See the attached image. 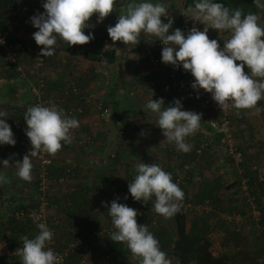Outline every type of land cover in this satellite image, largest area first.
Returning <instances> with one entry per match:
<instances>
[{
  "label": "rangeland",
  "instance_id": "rangeland-1",
  "mask_svg": "<svg viewBox=\"0 0 264 264\" xmlns=\"http://www.w3.org/2000/svg\"><path fill=\"white\" fill-rule=\"evenodd\" d=\"M120 1L121 0H116V6L111 19L112 26L115 25L118 19V15H120L122 12V3L126 4L124 0H122V2ZM128 1L132 2V0ZM171 1V3L174 5L173 9H175V11L178 10V7H180L181 9V0ZM44 2L45 0H17V5L12 7V12L10 13L9 17L4 20L5 23L2 31L8 34V36L10 35L12 36V38L17 39V43L19 45L18 47L22 48L23 52L20 53L18 59V65L20 68L19 70H16L14 64L7 63L0 53V108L4 107L5 105L10 106V108L16 106L19 108L21 107L23 109V112H15V110L14 112H11L8 110V115L10 116L9 120L5 117H0V119L5 120L10 125V127L13 121H25V105H28L29 103L31 105L29 95H25L26 100L21 102L23 104L20 105L19 100L21 98L16 96L13 99L6 94H2V91L5 89L9 91L8 88L10 86L14 87V91L16 89L15 86H19L17 87L19 90H17L26 94L28 83H26V87L25 85L22 86L19 84L21 79L18 80L16 78L19 77L18 72H21L22 76L20 77H28L30 82H33L35 77L37 76L43 77L45 80V87H48V89H50V87L58 88L66 83H73L74 85H76V92L68 97L67 95L51 96L49 93L45 97L48 101L49 107L55 105L57 108L62 106L74 108L75 111L71 117H74L79 121V127L71 130V143L65 144L62 142V148L55 157L57 161L54 160L53 157L47 156L50 162L46 167L47 187L44 194L46 199L45 212L42 220L32 221L34 225L33 228L35 230L33 232L30 231L31 237L34 238L39 232L37 223H45L46 226L53 232V240L59 249H62L64 251L68 243H75L73 249H77V256L75 258L76 264H115V260L113 263L111 256L105 254L102 251V247L105 241L104 239L107 233L117 231L112 224V219L108 215L107 210V207H110V203L113 200V195L117 194L116 189H113L109 183V177H111V175L115 176V174H119L120 180L122 181V179H124L127 174L126 172L134 173L136 171V163L141 162L158 164L164 170L167 165H171L170 168L175 174L174 177H177L179 184L181 183V185L184 187L185 193L188 197L186 199H188L193 205L197 204V207L192 206L190 209H186L188 220L194 213H199V215L203 214L204 217H207L210 214L209 207H212V205L215 203V201L212 200V196L195 194L197 191L195 192L194 188L199 187L203 182H207V186L210 187L211 179L208 175L209 173H207V171L204 172V169L200 168L201 162L199 160V157L197 156V152H195V154L193 155H187L189 157L188 158L183 152H181V150L177 148L175 143L173 145H169L165 142H162L157 148V145H152L151 142L146 143V140L144 139L146 131H143V125L140 115L145 116L148 112L155 113L146 108V103L149 99L148 95H151L152 97V93H155L153 95V99L162 98L163 100H165L168 96L170 97L169 88L167 91H160L162 89L157 88L155 92L151 91V89H146L145 81L148 79L146 73H148L149 68L142 60L137 57V53L143 47L155 48L154 41L156 38L142 32L139 37L140 42L135 46H127L120 41H117L115 42V44H113L110 39L107 41L106 47H112L116 50L117 56L115 62L112 65H106L105 63L96 62L95 66H92L90 64L93 63V61L89 60V57L85 58L80 55H72L66 49V46L68 44L57 37V45L55 46L54 55L42 57V64L39 66L35 64V57L40 54V49L43 46H38L32 36L35 31H38V29L32 26L30 17L35 15L36 12H38V9H42L41 13L44 12V9L42 7V4ZM135 2L142 3L147 2V0H135ZM258 3L259 8L261 10H264V0H258ZM124 6L126 7V5ZM262 13H264V11ZM171 14L174 15V12H172ZM161 19L164 20L165 23L167 22L164 17H162ZM181 24H183V22H181ZM258 24L261 27H264V18L260 19L258 21ZM187 25L188 27H184L182 25L181 28L184 29L186 35L194 26L200 31H203L204 29V25L202 23L198 21L194 22L192 19L188 21ZM179 26L180 25H177L176 28H178ZM174 28V25H172L170 29ZM211 30L219 33V36L218 34L216 35V40L218 41L220 47L223 48V43L221 42L226 39V35L230 36L231 33L209 28L207 31L209 39H211V37L208 33H210ZM171 33L172 32H169V34ZM153 51L156 54H161L162 48L157 47ZM236 63L241 62L237 61ZM117 66L120 68V77L123 78V86L126 87V89H124L127 93L124 96H118V98H120V102L124 103L129 99L134 105L132 108V112H128V126L133 127V124L136 123L137 128L133 127L130 134L127 131H116L115 126L111 123L110 118L111 100H109L108 97L110 86L108 83L111 81L110 77H112V75H115L113 73H115V71L117 70ZM158 71L159 73H161L162 79H165L166 76L164 73V69H160ZM244 71L247 73L249 70H246L244 67ZM8 72H12L13 75L8 76ZM113 77H116V80L118 79L117 76ZM48 81H52L53 84H50L51 86H48ZM115 85L112 83V88H115ZM170 86L172 92L178 91V95L172 97L171 103L174 101V99H179L181 101V88L177 90V85H169V87ZM191 93V96L186 99V103L181 102V110H191L201 114L202 120L200 122L201 126L199 127V129L201 130L202 134L209 131L205 128L206 123L214 113L216 115L224 113L231 124L233 141L236 145V148L241 153V159L239 161H236L230 152L223 149V145H219L217 147L213 144V142H211V144H209V142H206L209 138H211V136L209 135L210 132L205 134L204 136L200 134H192L191 136L198 138L202 136V139L200 138L199 140L198 148H216V150L222 154L223 158L226 159V162L223 165L213 163L212 167H214V170H216V178L218 177L221 180L222 184L228 179H233L229 183L234 182L235 179L239 180L240 176H243V170L241 168V162L243 159L244 161H246L245 163L250 166V169H252L251 167H256L257 171H259L260 173L263 171L261 175L264 177V153L253 154L252 151L254 149L251 148L253 144L243 147L242 142H240L241 134H244L247 139H250L252 141L254 137L255 139H259L260 137L264 139V111L261 109L262 105L257 103L256 108L240 110L230 107L228 110L222 111L216 102H214L215 107L211 108L210 106L206 107L201 103H196V105L194 103L192 104V101H194V97L192 96H194L195 94L193 91H191ZM98 102H100L101 104H99V106L108 107V118H106L107 116H100L97 104ZM167 105H165L164 107H167ZM257 108L260 109V111H257ZM246 125H249L250 130L246 128ZM254 125H256L257 127L256 130L253 129ZM87 131H90V137H88L89 135ZM94 131H96V134H94ZM253 132H255L256 134H254ZM120 134L127 136L129 142H133L132 146L126 148V143L124 142V139L120 137ZM249 135H251V137ZM205 142L207 144H205ZM194 145L196 144L194 143ZM8 147L10 149L12 148L11 145H8ZM131 148L138 149V152L135 154L137 156H135L133 160L132 158L125 160L127 157H131ZM149 148H152L154 150H150ZM127 149L129 151H127ZM115 150H120L122 153L120 156V160L118 161V163L116 162L112 168L111 158L113 156L109 155L110 157H107V154ZM127 152L130 153L128 154ZM211 153H213V151ZM251 158L252 160H250ZM31 160L33 164L32 172H35V170L37 169V167H35V160L32 157ZM53 161L55 163H53ZM248 161L251 162L249 163ZM123 163L127 165L125 166ZM59 166H64V169L61 172H58V170L55 169V167ZM126 167L127 170L125 169ZM13 168L16 167L13 166ZM187 168H193L196 171L198 170V172H193L191 174H189V172L186 173ZM57 173L62 174H59L54 179L55 176H53V174ZM211 173H213V171ZM90 174H95V177L97 176L96 182L95 180L92 179L91 181V179L88 178L85 181L89 182V187L88 184L82 185V178ZM6 175L10 174L6 173ZM78 175H81V180L78 179ZM9 183L10 182L0 183V189L2 187H9ZM237 184L238 183H234L233 186L237 187ZM83 186L86 188L84 189ZM30 188L32 190L33 186H30ZM30 188H28V190ZM57 188L59 189L57 190ZM113 190L115 191L113 192ZM25 194L28 195V197H20L23 202L25 200L26 202L28 201L29 205L30 195L28 192H26ZM128 196H130L129 200H123V202L118 203H124L127 206L138 211L139 215L136 217L137 222L139 224L147 225L148 230L158 239L161 250L164 251L167 255V258L171 260V264H177L175 258L169 251V243H167L166 241L169 239V237H173L175 235L172 219L165 218L155 212L154 196L146 202L134 200L129 192ZM213 196L215 197V195ZM220 196L221 195L219 194L217 195V197ZM8 197L10 196H6L2 191H0V215H5L10 212V207L7 203L11 200L7 199ZM239 197L244 202L242 196ZM3 200H6L7 203L3 202ZM102 201L105 203L102 204ZM87 202H89L90 208L95 207L94 210H91L90 208L88 209V211L86 210V215L90 214V222L87 225L83 226V232L76 236L77 239H72L68 234L74 232L72 227L83 225L80 222L81 218H83L81 217V211L82 206ZM97 205H99L98 209ZM16 215L19 216L20 214L16 212ZM98 223L99 227L96 226L98 225ZM242 223L243 220L237 222V224L236 222H234L235 225H239V229L235 230L233 225L231 226L232 231H241L243 234L247 233L251 235L255 233L256 230L255 228H253L252 224L249 225L247 223ZM157 232H160V234ZM161 235L163 236V238L161 237ZM2 241L3 240L0 239V242ZM69 251L71 250H66L64 261L65 258L68 257ZM263 253L264 246L260 251V255H262L261 257H264ZM16 260V256L12 253H0V264H15ZM246 261L248 263L250 262V260ZM256 261L258 262L261 260ZM129 264H132V262ZM188 264L194 263L190 262Z\"/></svg>",
  "mask_w": 264,
  "mask_h": 264
},
{
  "label": "clouds",
  "instance_id": "clouds-1",
  "mask_svg": "<svg viewBox=\"0 0 264 264\" xmlns=\"http://www.w3.org/2000/svg\"><path fill=\"white\" fill-rule=\"evenodd\" d=\"M115 6L116 0H45L42 4L44 12L30 17L32 26L38 29L32 36L38 46H43L39 56L54 55L57 37L70 46L91 42L93 34L84 33V29L90 27V18L95 14L100 22L114 12ZM168 8L169 5L164 3H136L132 0L122 8L115 25L107 27L108 36L113 44L120 41L127 46L137 45L142 32L155 37L165 45L161 52L162 62L182 65L194 77L191 87L211 93L222 111L230 107L237 110L256 108L258 101L264 98V27L258 24L259 17L252 13L245 15L239 8L230 10L213 0H198L194 7L185 10L184 15L202 23L203 31L194 26L187 35L180 28L169 34L174 20ZM209 28L231 33L224 40L223 48L216 39H209ZM245 65L249 70L247 73ZM164 106L162 98H149L146 103L147 109L158 113L156 124L167 141L174 142L179 150L189 152L191 145L185 140L199 129L201 114L181 110L179 99ZM5 116H8L7 112L0 111V117ZM24 119L32 147L14 165H10L8 159L2 163L4 167L15 166L19 178L31 181V157L40 152L55 156L61 150L62 142H72L70 132L79 127V121L55 105L30 106ZM15 143L10 125L0 119V144ZM135 170L137 175L128 184L134 200L146 202L154 196V210L165 218H171L181 210L184 193L173 182L170 173L158 164L144 162L136 164ZM8 182L6 176L0 175V183ZM107 210L117 230L110 234L111 241L126 244L134 256L141 258V264H171L147 225L137 222L139 213L136 209L114 199ZM37 228L38 234L32 239L23 237V247L16 251L22 257V264H60L61 258L47 247L53 239V232L45 223H37Z\"/></svg>",
  "mask_w": 264,
  "mask_h": 264
},
{
  "label": "trees",
  "instance_id": "trees-1",
  "mask_svg": "<svg viewBox=\"0 0 264 264\" xmlns=\"http://www.w3.org/2000/svg\"><path fill=\"white\" fill-rule=\"evenodd\" d=\"M196 2H198V0H181V10L185 11L189 6L194 7V4ZM213 2L223 3L230 10H234L236 8H239L242 10L243 14H245V15L248 13L255 14L259 17V20L264 18V13H262L264 10L263 9L261 10L259 8L258 0H213ZM15 5H17V0H0V20H1L0 21V30H2V28L4 27V23H5L4 20H6L9 17L10 13L12 12V7ZM112 15H113V13L108 15L102 21L97 22L96 15L94 14L90 18V21H89L90 27H86L84 29V33L87 35L89 32H91L94 36V39L91 42L84 44V45H71V46L67 45L66 49L72 55H75V56L80 55V56H83L85 58L89 57L90 58L89 60L93 61V63L90 64L92 66H95L96 62L105 63L106 65H108V64L112 65L116 60V56H117L116 50L112 47H106L107 41L110 40V37L108 36V32H107V27L112 26V22H111ZM173 19H174L173 25L175 28L169 29V32H173L176 29L177 25H180L178 27L180 29L182 28V25H183V24H181L182 20L179 16L173 17ZM181 30L185 33L184 29H181ZM223 32H229V31H223ZM208 34L210 35L211 39H216L217 34L219 36V33H216V31H213V30H211L210 33H208ZM7 36H8V34H7ZM8 37H9V40H11L17 47L19 46L17 43V39L12 38V36H10V35ZM229 37H230L229 35H226L225 40H227ZM221 43L224 44V41H222ZM116 68H117V70L115 71V73H113L115 75H112V77H110L111 81L108 83L110 85L109 91H108V94H109L108 97H109V100H111L110 101V103H111V117H110L111 123L115 126L116 131H120V132L127 131L130 134L132 132V129L134 126L133 127L128 126V128H127V125L129 124L128 112L131 113L133 107L127 102H125L124 104H121L120 98L114 97L112 83L113 84H116V83L113 82V78H114L113 76H117L119 81L123 80L120 77V74H121L120 68L118 66ZM156 73H159V72L149 69L148 73H146V76L148 79L145 81L146 82V89L147 88L151 89V91H154V92L157 88H161L164 83L170 84V82H171V79H169L167 77H165V79L164 78L161 79L160 76ZM164 73H165V71H164ZM188 74H190V72L185 71L183 69L182 65L178 66L177 70L175 71V79H176L177 83L179 85L183 84V82L185 81V78ZM12 75H13L12 72H8V76H12ZM151 81H152V83H151ZM47 83H49L48 86H51L50 84H53L52 81H48ZM66 84H69V83H66ZM66 84H63L62 86H60L58 88L50 87V89H48V87H45V92H44L45 96L48 93L51 96L62 95L61 90H62L63 86H65ZM179 85H177V87H178V88H176L177 90L181 88ZM170 88H171V86L169 87L170 97L168 96L164 100L165 105L171 103L172 97H174L175 95H178V91L172 92V90ZM8 90L10 93H12L14 91V87L10 86L8 88ZM167 90H165V91H167ZM180 90L182 92L181 102L186 103V99H188V97L191 96L190 94H192L191 90H186V89H182V88ZM160 91H163V90H160ZM52 92H54V93H52ZM73 93H75V92H72L69 90L66 95L68 97L70 95H73ZM154 94L155 93H152V96ZM66 95H63V96H66ZM192 97H194V101H192V104L193 103L195 105H196V103L202 104L201 100L198 98V96L196 94ZM258 104H261L263 106L264 101L260 100V101H258ZM29 105H30V103L28 105H25V112H26L27 108L29 107ZM204 106L209 107L207 105H204ZM147 115L154 122L158 121L159 116L157 115V113L148 112ZM215 115L216 114L214 113L209 119H215L218 116V114L216 116ZM23 123L26 125L25 121H23ZM123 124L126 126H123ZM229 126L231 127L230 122H229ZM205 128L210 131V136H211L210 141L213 142V144L218 147L221 144V141H220L221 133L214 131L211 128V126L208 124V121L206 123ZM87 132L89 135L88 137H90V134H91L90 131H87ZM231 132H232V130H231ZM199 134H201V133H199ZM123 136L124 135L120 134V137H122L124 139V142L126 143L125 144L126 148H129L130 146H132L133 142L132 141L129 142L128 137L127 136L123 137ZM199 140L200 139L198 138V141ZM26 144L19 145L16 141L15 145H12L13 147L11 146L12 147L11 149L8 147L7 144H4L1 152H7L10 150V152L12 153L11 154L12 159H14L13 162H16L17 158L26 154L25 153L26 147H27ZM195 147H196V145L194 147H192V149L194 150ZM192 149L190 151V154L191 153L194 154L193 153L194 151H192ZM131 150H132L131 151V157H127L125 160L131 159V158L133 160L135 158V156H137L135 154L138 152V149L137 148H131ZM127 151H129V150L127 149ZM15 152H19L20 155L16 154ZM121 153L122 152L120 150H115V151L107 154V157L113 156L111 158V160H112L111 167L112 168H113L114 164L116 162L118 163V161L120 160ZM56 155L50 156L46 153V156L53 157L54 160H56V158H55ZM53 163H55V162L53 161ZM123 164L125 166L127 165L125 163H123ZM136 164H138V163H136ZM170 166L171 165H167L165 168V171L171 174L173 182L178 184V186L182 189V191L184 193V199L188 198L186 193H185L184 187L181 185V183L179 184L178 178L174 177L175 174L172 172L173 170L170 168ZM35 167H36V165H35ZM241 168L243 170V172H242L243 176H240V178L246 177V184H247V187L249 189V193L253 195L255 204L257 207H259V205H258L259 195L256 193V191L254 189V185H258L259 187L262 188L263 187L262 181L264 180V178L257 179V175H256V172H258L257 168L251 167L252 169H250V166H248L245 163L244 159L241 162ZM55 169L58 170V172H61L64 169V166L55 167ZM125 169L127 170V167ZM195 171L196 170L193 168H187L186 173L189 172V174H191L193 172L195 173ZM59 174H62V173L53 174V176H55L54 179ZM130 174L131 175H128V177H125L124 179H122V181L120 180L119 174H115V176L111 175V177H109L110 178L109 183H110L111 187L113 189H116V191H117V194L113 195V198L116 199L117 202H123V200L124 201L126 200L125 197H126V195H128V192H129L128 191V184L131 183L134 180L135 176L137 175L136 172L130 173ZM176 179H177V181H176ZM238 182L239 181L237 179H235L234 182L231 183V185H233L234 183H238ZM114 191L115 190H113V192ZM125 191L127 192V194ZM29 195H30L29 196V199H30L29 205H28V201L26 202V200H25L23 202L21 197H20V199H21L20 200L18 196H15V195L10 196L11 201H9L8 203L6 202L10 207V212L8 214H5V215H0V239L3 241H6V243L8 245L23 242L22 238L25 236H27L30 239L33 238V237H31V232H33L35 230L33 228L34 225H33L32 220L26 214H27V211L30 207L36 206L39 202L38 190H37V184L36 183H35L34 187L32 188V193ZM238 195L241 196L240 190H239ZM26 197H28V195ZM127 198L129 200L130 196H127ZM16 212L19 213L20 215L17 216ZM192 216H194V215H191L189 220H188L187 210L184 206H182L181 210L176 215L171 217V219L173 221V225H174V234L175 235L173 237H169V239L166 240L167 243H169V251H170L171 255L175 258V261L177 264H188L190 262H193L194 264H222L224 262V258L222 257V255H214L211 253V251L209 249V246L211 243L209 235H210L211 230L208 229L207 224H205V220L203 218H200L201 219L200 223H197L198 221ZM195 216H197V215H195ZM255 222H256V228L258 229V231H260L261 233H264V229H263L264 216L261 215V217H259V219ZM77 226L72 227L74 232L68 234L72 239H74V238L76 239L77 238L76 236L78 234H81V232H83V226L84 225H80L78 227ZM96 226L99 227V223ZM253 228H254V226H253ZM235 232H237V231H235ZM157 233L160 234V232H157ZM110 234L111 233H107V235L104 239L105 241H104V244L102 247V251L105 254H108L111 256L113 263L115 260V264H129L131 262H132V264H141V258L134 256L131 253V251L127 248L126 244L111 241ZM32 236H33V234H32ZM161 237L163 238L162 235H161ZM13 255H15L17 258L15 264H22V257H20L18 254H13ZM76 256H77V249H73V250L69 251L68 257L65 258V261L63 264H76V260H75Z\"/></svg>",
  "mask_w": 264,
  "mask_h": 264
},
{
  "label": "crops",
  "instance_id": "crops-1",
  "mask_svg": "<svg viewBox=\"0 0 264 264\" xmlns=\"http://www.w3.org/2000/svg\"><path fill=\"white\" fill-rule=\"evenodd\" d=\"M120 2H122V0ZM124 2H126V4L122 3V7H125L124 5H127L130 1L124 0ZM147 2H151V0H149V1L147 0ZM158 2L159 3H165V4L169 5L168 12H169L171 17L178 16V13L180 11V7H178L177 11H175V9H173L174 5L171 3L172 2L171 0H161V1L152 0V3H158ZM170 12L171 13L174 12V15H172ZM245 68L248 69L246 65H245ZM156 74H158L160 76V78L162 79L161 73H156ZM115 78L116 77H114V79H113V81L116 83V85L114 84L115 88H113L114 97L117 98L120 95H123V96L126 95L127 94L125 91L126 87L123 86V81H119V79L116 80ZM28 82H30L28 77H24V79L20 80L19 84L22 86H24V85L26 86V83H28ZM124 83H125V81H124ZM15 87H16V89L12 93H10L9 91H7L5 89L2 91V94H6L7 96L12 97L13 99L16 96L21 98L19 100L20 105H21V104H23L21 102L26 100L25 95H28V92L26 91V94H24L23 92L18 91L19 89L17 87H19V86H15ZM148 96H149V98H154V96H152V97H151V95H148ZM156 97H158V96H156ZM125 102L129 103L132 107L134 106L133 103H131V101L129 99L126 100ZM120 103L124 104V102H120ZM8 110L11 112H14V110H15V112H17V111H22L23 109L21 107L19 108L16 106H13L10 108V106H7V105L0 108V111H6L7 114H8ZM9 117H10L9 115L5 116V118L8 120H9ZM140 117L142 120L143 131L144 130L146 131V135L144 137V139L146 140V143L151 142L152 145H157V148L159 147V144L162 142H165L166 144H169V145L174 144V142L169 143L167 141V139L163 136L162 129L158 126V124H156L157 122H154L153 120H151L147 114L145 116L140 115ZM10 120H11V118H10ZM133 125H134V127L137 128L136 123ZM123 126H126V125L123 124ZM200 126H201V124H200ZM246 126H247L246 128H248V129L250 128L249 125H246ZM253 129L254 130L257 129L256 125H254ZM96 130H98V129H96ZM198 132L201 133L200 135L204 136L205 134L209 133L210 131H207V133L202 134L201 130L198 129L194 133V135L199 134ZM253 133L256 134L255 132H253ZM94 134H96V131H94ZM202 136H200L199 139ZM249 136L251 137V135H249ZM210 139L211 138H209L206 141V142H209V144H211ZM240 140H241L240 142H242L243 147L250 146V144H253V146H251V148L254 149L252 151L253 154L264 153V143H263L264 139H262L261 137L259 139L258 138L255 139V137H254L253 141H252L250 139H247V137L244 136V134H241ZM185 142L188 143L189 145H191V149H192V147L195 146L194 143L197 145L194 148V150L192 149V151H194L193 152L194 154H195V152H197V156L199 157V160L201 162L200 168H203L204 172L207 171V173H209L208 175L211 179L210 180V184H211L210 187L207 186V184H206L207 182L206 183L203 182L199 187L194 188L195 192L197 191L195 194L211 195L212 196V200H214L215 203L212 205V207H209L210 208V210H209L210 214L207 217H204L203 214L199 215V213L192 214V215H194L192 217H194L198 221L197 223H200V221H201L200 218H203L205 220V224H207L208 229L211 230L210 235H209L210 241H211L209 249H210L211 253L214 255H222V257L224 258V262L222 264H264V257H261L262 255H260V251L262 250V247L264 246V233H261L260 231H258V229L256 228L255 220L253 218H252L253 219L252 220L249 216L242 218L243 223H247L249 225L252 224V226H254L256 231H255V233H253V235L247 234V233L243 234L241 231H239V232H235V230L231 231L232 230L231 226L235 225L234 224L235 221H234L233 216H235V215H242L243 216L249 212L250 208H249L248 204L245 201L243 202L241 200V198L239 197L240 196V195H238L239 194V188L234 187L233 185H231V183H229L233 179L232 180L228 179V180H226V182L224 181V183L222 184L221 180L218 177L216 178V175H215L216 170H214V167H212L213 163H218L220 165H223L226 162V159L223 158L222 154L219 151H217L216 148H213V147L210 149L206 148V147L198 148V143H199L198 137H194V136L190 135V136L186 137ZM206 142H205V144H207ZM3 146H4V144H0V148L1 147L3 148ZM160 147H161V145H160ZM149 149L151 150L152 148H149ZM152 150H154V149H152ZM212 151H213V153H211ZM9 152H10V150L7 152H1L0 151V175L5 174L4 176H6L8 178V181L10 182L9 187H5V188L2 187L0 189V191H2L3 194L6 196H14L15 195V196H18L20 199V196H27L25 194L26 192H28L29 194L32 193L30 186L34 187V185L36 183V173L34 171L31 173V175H32L31 181H25V180H23L17 176V174H16L18 171L17 168H13V166L12 167H4L3 163H2V161L4 159H8L10 165L15 164V162H13L14 159H12V155H11L12 153L11 152L9 153ZM181 152H183V151H181ZM189 152H183V153L185 154V156L186 155H193L192 153L190 154ZM200 152H201V154H200ZM15 153L19 154V152H15ZM23 156H20L19 158H17V161L22 160ZM250 160H252V158ZM248 162L250 163L251 161H248ZM212 171H213V173H211ZM219 171H221V170H219ZM197 172H198V170L195 171V173H197ZM6 173L10 174V175H6ZM126 173L127 174L125 177H128V175H131L128 172H126ZM259 174H260L259 171L256 172L257 179L260 178V176L258 177ZM80 176L81 175H78L79 180H81ZM94 177H95V174L86 175L85 177L82 178L83 179L82 185L88 184V187H89V185H90L89 182L85 181V180L90 178L91 181L93 179L96 182L97 176L95 178ZM261 178H264V177L261 175ZM262 182H264V181H262ZM93 184H95V183H93ZM28 188H30V189L28 190ZM85 188L86 187H84V189ZM58 189L59 188H57V190ZM254 189H255L256 193L259 195V198H258L259 207L258 208H260L261 215H263L264 187L261 188L258 185H254ZM126 194H127V192H126ZM218 194L221 196L217 197ZM236 194L238 195L239 198L237 197ZM213 195H215V197ZM127 196L128 195H126V197ZM7 199H10V197H8ZM113 200H114V198H113ZM126 200H128V198ZM3 202H6V200H3ZM195 205H196L195 207H197V204H195ZM98 206L99 205H97V209H98ZM89 208H90L89 202L85 203L82 206V211H81L82 216L81 217H83V218H81L80 222L83 225H87L90 222L89 221L90 214L86 215V212L88 211ZM94 208L95 207H92L90 209L94 210ZM195 215H197V216H195ZM246 260H250V262L248 263ZM256 260H261V261L257 262Z\"/></svg>",
  "mask_w": 264,
  "mask_h": 264
},
{
  "label": "built area",
  "instance_id": "built-area-1",
  "mask_svg": "<svg viewBox=\"0 0 264 264\" xmlns=\"http://www.w3.org/2000/svg\"><path fill=\"white\" fill-rule=\"evenodd\" d=\"M41 11H42V9H38V12H36V14L41 13ZM184 12L185 11L180 9L178 16L181 18L184 27H188L187 24L191 18L186 17L184 15ZM0 41H2V42H0V53H1V55L6 60L7 63L14 64L16 70H19L20 68L18 65V62H19L18 59H19L20 53L23 52V49L17 47L11 40H9V37L7 36V34L2 30H0ZM154 47L155 48H157V47L163 48V47H165V45H163L159 39H155ZM155 48L143 47L137 53V57L140 60H142L148 66V68L151 70L158 71L160 69H164L165 76L167 78L171 79L170 84L164 83L162 85L161 89L163 91H165L169 88V85H173V86L179 85L175 79V71L177 70V67L180 65L173 66L171 64H166V63L162 62L161 54H158V53L156 54L153 51ZM35 64L40 66L42 64V57L37 55L35 57ZM18 76L19 77H16L18 80L24 79V77H20V76H22L21 72H18ZM193 82H194V77L190 73L186 76L183 84H181L179 86L182 89L193 91L194 94H196L198 96V98L201 100L202 104L210 106V107H215V105H214L215 101L212 99L211 93H208V92L204 91L203 89H195L194 90L191 87V84ZM151 83H152V81H151ZM44 88H45V82H44L43 77L37 76V77H35L33 82H28V87L26 89L28 91V95H29L30 101H31L30 106L40 105V106L49 107L48 101L44 95ZM69 90L72 92H76V86L73 83L66 84L65 86H63V88L61 90L62 95H66ZM261 100L264 101V98H262ZM97 104H98L100 116H103V117L107 116L106 118H108V115H109L108 107L99 106L100 102H98ZM58 109H63L65 114L69 117H71L75 111L74 108H72V107H63L62 106V107H59ZM261 109L264 111V105L261 106ZM208 124L211 126V128L214 131L221 133L220 141H221V144L224 146L223 149L230 152L232 154L233 158L236 161H239L241 159V153L236 148V145L233 141L231 127L229 126V120H228L227 116L224 113L218 114V116L215 119H209ZM11 129H12V132L14 134L15 141H17V143L19 145H23V144L27 143L26 144L27 147H26V151H25V153L27 154L30 151L32 146H31V143H29L30 140L26 135V130H27L26 125L23 123V121L16 120V121H13L11 123ZM1 150H2V147L0 148V151ZM32 158H34L35 165L37 167V169L35 170V173H36V179H37L36 184H37L39 202L36 206L30 207L28 209L26 215L32 221H39V220H42L44 212H45L46 199H45L44 194H45L46 187H47L46 167H47L48 163L50 162V160L46 156V152H40L38 154V156L32 157ZM261 174L262 173H260L258 175V177L260 176V178H261ZM176 181H177V179H176ZM238 181L239 182H238L237 187L239 188L241 196L244 199V201L248 204L250 210L248 213H246L243 216L242 215L233 216L234 221L237 224V222H240L242 220V218L247 217V216H249V217L253 218L255 221H257L261 215V211L256 206L253 195L249 193V189H248L247 184H246V177H241ZM182 206H184L186 209H190L192 206L195 207L196 205H193L188 199H183ZM234 229L238 230L239 225H234ZM263 229H264V225H263ZM74 245H75L74 242L68 243L66 249L63 251L62 249H59L56 246L54 240L52 239L51 242H49L47 244V247L51 248V250H53L61 258L60 264H63L64 257L66 255V250L67 249L72 250ZM22 247H23V242L8 245L6 243V241H2V242H0V253L17 254V252H16L17 249L22 248Z\"/></svg>",
  "mask_w": 264,
  "mask_h": 264
}]
</instances>
